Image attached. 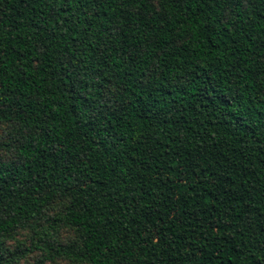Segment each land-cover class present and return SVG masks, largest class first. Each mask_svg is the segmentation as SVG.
Listing matches in <instances>:
<instances>
[{"label":"trees","instance_id":"1","mask_svg":"<svg viewBox=\"0 0 264 264\" xmlns=\"http://www.w3.org/2000/svg\"><path fill=\"white\" fill-rule=\"evenodd\" d=\"M3 123L0 264L201 227L194 263L264 264V0H0Z\"/></svg>","mask_w":264,"mask_h":264},{"label":"rangeland","instance_id":"2","mask_svg":"<svg viewBox=\"0 0 264 264\" xmlns=\"http://www.w3.org/2000/svg\"><path fill=\"white\" fill-rule=\"evenodd\" d=\"M17 137L15 130L8 124H0V144L14 141ZM14 153L0 149V159H12ZM211 230L204 227L182 228L174 233H139L128 235L109 241L107 253L102 264H202L194 263V253H199L203 239L201 231ZM74 231L62 228L59 230L57 240L67 244L75 238ZM38 236L32 229H21L14 234L13 239L6 243L8 251L21 255L20 248L26 250L33 242L38 241ZM40 245H43L41 243ZM44 250H35L32 247L28 252L13 264H74L66 259H49ZM17 259V258H16ZM209 264V263H208Z\"/></svg>","mask_w":264,"mask_h":264}]
</instances>
